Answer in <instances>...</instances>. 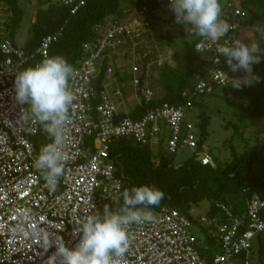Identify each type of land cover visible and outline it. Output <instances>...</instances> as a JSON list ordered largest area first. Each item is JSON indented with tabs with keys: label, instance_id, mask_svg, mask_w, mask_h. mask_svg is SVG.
Instances as JSON below:
<instances>
[{
	"label": "built area",
	"instance_id": "built-area-1",
	"mask_svg": "<svg viewBox=\"0 0 264 264\" xmlns=\"http://www.w3.org/2000/svg\"><path fill=\"white\" fill-rule=\"evenodd\" d=\"M60 1L71 14L84 4V0ZM223 1L234 16L232 28L216 42L203 37L196 41L194 49L198 43L205 45L201 51L205 60L196 81L182 91L185 100L177 104H152L160 94L151 85L154 60L140 29L147 28L142 18L145 6L140 10L132 6L122 19L110 15L93 25L94 36L82 42V55L69 81L75 99L64 151L70 159L54 191L33 166L40 148L52 138L41 124L25 118L22 110L27 105L17 103L14 81L29 59L48 56L61 30L42 37L36 49L27 53L8 36L5 22L0 23V264H58L55 244L62 238L66 246H75L79 236L74 229L86 216L110 206L122 188L109 155L115 139L130 138L158 150L163 138L168 154L187 146L203 164H213L210 154L196 151L199 115L194 101L231 79L216 49L235 40L245 16L239 0ZM133 14L142 18L139 23H133ZM119 53H128L131 86L121 77L127 70L119 69ZM129 98L144 106L141 117L130 115ZM215 205L221 211L212 216H195L190 210L208 236L218 241V249L208 259L198 248L208 245L192 232L189 215L162 206L147 209L152 221L130 226L129 248L119 264H264L257 242L259 236L264 238V198L253 196L236 211L222 203Z\"/></svg>",
	"mask_w": 264,
	"mask_h": 264
},
{
	"label": "trees",
	"instance_id": "trees-1",
	"mask_svg": "<svg viewBox=\"0 0 264 264\" xmlns=\"http://www.w3.org/2000/svg\"><path fill=\"white\" fill-rule=\"evenodd\" d=\"M23 1L29 0H0V3H3L10 12L5 25L8 36L14 42L16 28L24 15L20 3ZM36 1L38 8L31 23V34L23 45L26 52H33L42 37L58 30H61V34L52 42L47 57L36 55L24 64L22 70L57 55L64 57L74 66L75 61L82 55V42L94 36L92 29L94 24L110 15L122 19L125 16V9L135 6L140 10L142 6H145L147 11L142 18L147 21V28H152L156 10L163 5L170 6L171 2V0H136L135 2L127 0L128 4L123 5L122 0H84V4L75 14H71L70 8L60 0ZM220 4L221 18L231 24L234 19L233 14L227 9L223 0H220ZM239 5L245 12L241 22L242 27L247 28L253 35V40L248 44L256 41L264 50V38L254 31V26L264 25V0H239ZM168 21L180 34L183 64L182 66H172L168 63L153 64L152 70H157V78L151 77V85L157 92L159 87L163 90V94L152 101L155 105L161 102L177 104L184 101L182 91L196 81L200 65L205 60L204 54L194 49L196 41L202 37L194 33L192 26L187 23H176L175 13L171 8ZM224 59L221 56L223 68L231 79L242 78L245 75L242 70L232 72ZM253 73L260 77L259 82H254L251 86H242L237 90L230 85V79L226 85L222 86L225 88L223 94L247 97L246 111L254 117L264 118V54H261V63L253 65ZM217 88L211 94L200 96L215 94ZM194 105L199 115V122L196 124L198 135L196 151H202L209 134L210 114L206 112L205 105L200 99H195ZM143 111L144 106L134 105L130 115L133 118H139ZM236 133L243 139L242 130L237 128ZM230 150V159L222 163L214 161L213 164H203L196 158L195 153L182 162L175 163L173 155L168 154L164 147L163 138L159 141L156 153L148 144L139 143L130 138L115 139L109 145V155L115 166V174L123 182L118 195L125 189L130 190L133 186H155L163 191L164 199L159 206H149L148 209L157 210L162 206L173 207L187 213L194 224L198 222L190 214V210L204 200L209 203L205 214L212 216L221 211L215 205L217 202L236 211L244 207L246 201L253 196L264 198V139L253 145L245 144L242 150H237L231 142ZM110 207H116L114 202L110 204ZM257 242L259 257L264 259V238L259 236ZM206 244L208 248L203 249V255L208 259L210 253L218 249V241L207 235Z\"/></svg>",
	"mask_w": 264,
	"mask_h": 264
},
{
	"label": "clouds",
	"instance_id": "clouds-1",
	"mask_svg": "<svg viewBox=\"0 0 264 264\" xmlns=\"http://www.w3.org/2000/svg\"><path fill=\"white\" fill-rule=\"evenodd\" d=\"M170 8L175 13L176 23L191 25L196 35L211 42L226 36L232 28L221 18L220 0H171ZM254 31L264 38V25L254 26ZM204 48L203 43L195 46L198 53ZM216 51L225 58L232 72L242 70L245 74L242 78L231 79L230 85L234 89L260 81V77L253 73V65L261 63V54H264L258 42L253 41L249 45L234 40L230 45L226 42L219 46ZM74 72L73 66L57 55L19 71L14 81L17 103L28 106L22 110L25 118L41 124L52 138L51 143L40 148L33 166L53 191L70 159L64 146L67 141L65 129L70 123L69 110L75 99L69 86ZM163 199V191L155 186L125 189L112 198L115 208L104 205L102 211L86 216L74 229L79 236L75 246H66L62 238L55 244L53 255L58 264H119V258L124 257L129 248L130 226L152 221L151 212L147 209L159 206Z\"/></svg>",
	"mask_w": 264,
	"mask_h": 264
},
{
	"label": "rangeland",
	"instance_id": "rangeland-1",
	"mask_svg": "<svg viewBox=\"0 0 264 264\" xmlns=\"http://www.w3.org/2000/svg\"><path fill=\"white\" fill-rule=\"evenodd\" d=\"M24 10V15L16 28L15 42L19 46H23L28 40L31 34V23L35 18L38 8L36 0H29L20 2ZM123 5H127V0H122ZM46 7V5H43ZM170 6L163 5L156 10V17L152 20V28H140L143 30V38L145 40L144 45L151 50L152 59L154 63L163 64L168 63L172 66H182V43L181 37L178 31L172 27L171 22L168 21ZM130 10V9H128ZM133 23H139L142 18H138L133 14ZM10 16V12L7 7L0 3V23L6 22ZM137 19V20H136ZM6 26V25H5ZM7 30V29H6ZM170 32V35H168ZM192 37H190L191 39ZM235 40L248 44L253 40L251 31L247 28L240 27L235 33ZM123 52V51H120ZM125 54V55H124ZM119 53L117 61L119 63L120 70H127V65L130 63L127 59L128 53ZM118 69V71H119ZM129 70V69H128ZM122 73V77L127 80L130 85V73L129 71ZM153 77L157 78V70L153 71ZM225 88L220 86L217 88V92L212 95L199 96L198 99L205 105V110L210 114V122L208 126V137L204 143L203 152L211 155L214 161L222 163L225 160L230 159L231 150L230 143L232 142L237 150H242L245 144L253 145L258 141L264 139V118L254 117L246 111L247 97L233 96L231 94H223ZM158 93L163 94V90L159 87ZM128 106L135 105V99L129 98ZM193 115L189 114V118ZM240 129L243 132V139L236 133V129ZM166 134V132H165ZM163 133L162 136H165ZM157 152V148L152 150ZM192 154V149L185 146L173 154V160L175 163H180L188 156ZM209 207L207 200L200 202L198 206L192 208V213L195 216H199L207 213L206 210ZM192 232L196 235L200 242L206 243L207 229L200 224H194ZM201 256L203 255V248L198 246ZM220 251V250H219Z\"/></svg>",
	"mask_w": 264,
	"mask_h": 264
},
{
	"label": "crops",
	"instance_id": "crops-1",
	"mask_svg": "<svg viewBox=\"0 0 264 264\" xmlns=\"http://www.w3.org/2000/svg\"><path fill=\"white\" fill-rule=\"evenodd\" d=\"M130 103V102H129ZM129 107H131V106H129Z\"/></svg>",
	"mask_w": 264,
	"mask_h": 264
}]
</instances>
